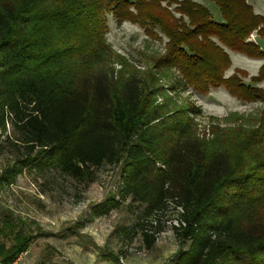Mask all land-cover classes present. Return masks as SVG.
Segmentation results:
<instances>
[{
	"label": "trees",
	"instance_id": "trees-1",
	"mask_svg": "<svg viewBox=\"0 0 264 264\" xmlns=\"http://www.w3.org/2000/svg\"><path fill=\"white\" fill-rule=\"evenodd\" d=\"M209 1L221 20L195 0H0V140L10 124L19 132L18 172L56 169L85 182L119 166L118 195L140 206L134 227L148 248L174 205L182 246L166 264H264V108L231 114L239 120L207 140L191 116L200 107L170 95L224 87L264 105V63L249 82L242 70L226 76L228 49L264 59L251 39L264 38V16L248 0ZM108 14L167 39L147 71H115ZM35 238L2 214L0 264L16 263Z\"/></svg>",
	"mask_w": 264,
	"mask_h": 264
},
{
	"label": "rangeland",
	"instance_id": "rangeland-1",
	"mask_svg": "<svg viewBox=\"0 0 264 264\" xmlns=\"http://www.w3.org/2000/svg\"><path fill=\"white\" fill-rule=\"evenodd\" d=\"M195 1L209 3L213 17L221 18L215 3ZM248 2L256 12L264 15V0ZM107 24L105 37L116 53L112 60L115 71L127 66L147 71L150 56L165 51L166 38L163 41L153 38L135 22L120 24L113 14H108ZM238 58L241 69L235 72L246 69L251 73L250 65L264 60L245 55ZM161 83L170 93V80L164 79ZM261 86L264 89L262 83ZM170 95L178 105L193 103L200 107L201 112L191 116L197 133L207 140L215 138L217 127L233 126L239 120L231 114L256 117L264 108L262 102L243 101L224 87L213 89L208 95L191 88H180ZM163 100V96H158L157 103ZM19 136L10 124L0 140V216L10 217L36 238L15 264H41L43 261L48 264H166L180 252L182 245L173 229L178 224V210L174 205L161 219L158 228L162 231L156 234L154 246L148 248L142 233L134 227L141 215L140 206L129 200L123 201L118 195L119 166L95 168L92 180L85 182L74 180L56 169L34 166L18 172L15 170L20 168L17 162L24 157ZM187 247L183 246L184 249Z\"/></svg>",
	"mask_w": 264,
	"mask_h": 264
},
{
	"label": "crops",
	"instance_id": "crops-1",
	"mask_svg": "<svg viewBox=\"0 0 264 264\" xmlns=\"http://www.w3.org/2000/svg\"><path fill=\"white\" fill-rule=\"evenodd\" d=\"M203 5L206 6V7H208V6L211 7V5H210L209 3H207V4H203ZM254 9H255V8H254ZM256 13H259V12H256ZM259 14H261V13H259ZM261 15H263V14H261ZM220 16H221V15H220ZM263 16H264V15H263ZM218 20H221V18L218 19ZM252 36H253V37H252ZM252 36H251V39L254 40V41H256V42H258V43L260 44V46L262 47V49L264 50V41H262L263 38L259 37L258 34H257L256 32L253 33ZM230 52H231V53H230ZM229 54H230V56L232 57V58H231V60H232V65H231V67L226 71V76H230V75H232V74L235 72L236 69H241L240 65L242 64V63H240V61H239V63H238V61H237L236 59H239V58H238L239 55H243V54H239L238 52H235V51H232V50H229ZM246 61H247V60H246ZM263 63H264V60H257V61H255V62H253L252 65H250V66H251V69H250V70H251V73H249L246 69H242V70H245V72H247V73L249 74V76L245 78V80H246L247 82H249V79H250L251 76H254V75H256V74L258 73V71H259V69H260V67L262 66ZM242 68H243V67H242ZM261 83H262L263 86H264V81L261 82ZM261 83H259V86H261ZM261 87H262V86H261Z\"/></svg>",
	"mask_w": 264,
	"mask_h": 264
},
{
	"label": "built area",
	"instance_id": "built-area-1",
	"mask_svg": "<svg viewBox=\"0 0 264 264\" xmlns=\"http://www.w3.org/2000/svg\"><path fill=\"white\" fill-rule=\"evenodd\" d=\"M15 264V263H14Z\"/></svg>",
	"mask_w": 264,
	"mask_h": 264
}]
</instances>
